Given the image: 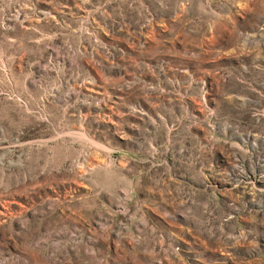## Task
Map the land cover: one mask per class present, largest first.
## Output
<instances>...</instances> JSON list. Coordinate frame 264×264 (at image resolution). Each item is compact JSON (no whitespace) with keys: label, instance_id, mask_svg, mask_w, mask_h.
<instances>
[{"label":"rangeland","instance_id":"1","mask_svg":"<svg viewBox=\"0 0 264 264\" xmlns=\"http://www.w3.org/2000/svg\"><path fill=\"white\" fill-rule=\"evenodd\" d=\"M0 264H264V0H0Z\"/></svg>","mask_w":264,"mask_h":264}]
</instances>
